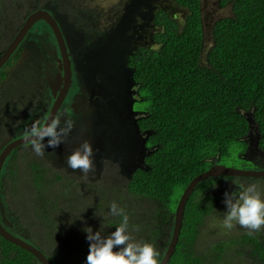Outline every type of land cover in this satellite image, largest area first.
Returning <instances> with one entry per match:
<instances>
[{"label": "trees", "instance_id": "trees-1", "mask_svg": "<svg viewBox=\"0 0 264 264\" xmlns=\"http://www.w3.org/2000/svg\"><path fill=\"white\" fill-rule=\"evenodd\" d=\"M175 2L187 11L185 21L180 23L164 9L159 10L154 17L155 24L161 27L154 36L159 48L140 47L128 61L142 101L149 103L138 120L140 132L148 134L146 146L150 153L145 157L146 166L137 168L120 190L111 186L109 192L100 195L103 182L92 184L82 179L77 183L45 159L31 155L29 149L6 162L16 165L18 161L31 160L25 162L20 173L31 180L33 207L22 205L26 191L23 185L16 184L11 190L10 206L30 235L25 239L53 264H84L88 253L80 246L86 243L81 238L82 223L89 217L92 228L93 223L100 225V216L114 200L129 215L130 229L140 226L134 235L159 250L160 263L186 187L210 169L215 159L228 157L233 143L240 142L242 155L246 153L248 144L244 139L251 132L246 112L253 114L264 147V0H219L221 6L231 7L232 14L214 23V42L205 60L203 0ZM29 3L30 0H0V51L17 35L30 10ZM14 54L4 67H11L18 53ZM2 69L0 131L7 132L16 125L10 118L23 115L30 104L19 90L26 87L30 92L34 81L31 76L26 81L21 75L19 85L9 80L2 86L8 78ZM6 145L0 148V154ZM6 165L0 176V193ZM235 179L248 178L221 176L196 186L186 204L179 242L168 264H264V232L249 235L248 230L236 233L234 228V233L202 246V228L208 219L220 221L226 210L223 201L227 188L216 191L212 184ZM177 190L180 194L175 198ZM29 212L32 221H28ZM71 219L75 223H69ZM109 219L112 226L106 228L112 232L120 218ZM4 225L19 235V231ZM0 264L42 263L0 235Z\"/></svg>", "mask_w": 264, "mask_h": 264}, {"label": "rangeland", "instance_id": "rangeland-1", "mask_svg": "<svg viewBox=\"0 0 264 264\" xmlns=\"http://www.w3.org/2000/svg\"><path fill=\"white\" fill-rule=\"evenodd\" d=\"M29 4H32L33 8L46 5L54 10L49 9L58 18L67 38L70 52L74 56L72 90H77V80L80 87L86 91L92 90L100 97L96 106L87 107L86 111L82 110L84 107L77 109L75 115L72 116L74 127L68 133L65 142L55 149L47 148L45 155L41 158L54 168H58L64 175H70L69 177L76 180L77 183L82 179L92 184L98 181L103 182L104 186L100 195H105L106 191L109 192L111 186L119 189L125 185L124 183L137 168L146 166L145 157L150 153V149L146 146L148 134L141 133L138 128V120L144 116V109L149 107V103L142 101L139 86L134 82L132 70L128 67L129 58L140 47L159 48V44L154 39L157 32L161 31V27L157 26L154 21L159 10L164 9L180 23L185 21L187 11L178 6L175 0H30ZM231 14V7L221 6L219 0H203L204 60L214 42L212 33L214 23L219 18ZM41 24L49 28L46 23L39 21L35 29L38 30ZM39 32L41 31L36 33ZM41 34H45V32ZM35 41L36 44L33 45ZM35 41L32 39L29 44L23 46L22 50L20 48L17 57L13 62L11 61L10 68V65H7L2 69V72L8 75L7 81L5 80L2 86L9 80L19 85L23 76L26 81L31 76L34 78L33 86H36L34 89L38 90L37 80L44 85L43 89H47L45 88L44 59L41 58V55L39 59L33 47L41 50L40 48H43L44 45L49 49L52 48V45H47V36L41 41L37 39ZM51 42L55 41L51 40ZM54 45L56 46V44ZM3 51H0V57ZM21 75L22 77H20ZM34 89L29 92L25 87L24 90H19V94L24 93L25 98L28 97L31 100L33 94L31 91ZM24 104L27 106L25 102ZM68 108L67 102L66 109ZM246 115L251 123V132L244 139L248 144L246 153L242 155L241 143L235 142L231 146V154L228 157L214 160L217 164L237 169L260 170L263 168L258 163L264 161V151L258 147L260 138L258 128L253 114L246 112ZM32 118L34 117L32 116ZM62 124H65L64 127H66V123L62 122ZM19 126L16 129L15 125V129H10L7 132L0 131V148L6 143L7 138L16 136ZM60 127H62L61 124ZM47 139L45 138V143ZM85 140L90 141L94 149V165L87 176H83L79 169L73 170L66 165L67 156ZM29 148L31 150V147ZM30 154L35 155L32 150ZM30 161L25 160L22 163L18 161L19 163L16 165L11 161L7 165L5 176L8 178L4 177L3 190L0 193V217L9 228L19 231L18 234L23 238L30 235L23 228L17 213L12 210L10 201H12L11 190L15 188L14 185H23L26 193L23 196L25 201L21 200L22 205L26 207L28 204L32 209L31 180L28 178L29 176L20 173L25 162L29 163ZM20 164L21 166L18 167ZM16 180L20 182L16 183ZM241 181L264 185L263 180L256 182L253 178ZM7 182L10 184L9 187L5 184ZM220 182L214 187V190L223 191L226 188L229 192L235 190L236 186L231 181ZM179 194L180 192L177 190L175 198ZM28 216H30L28 221H32L33 215L29 212ZM82 224L81 238L86 241L83 243L86 245L81 244L80 246L83 247L84 252L88 253L89 241H87L83 229L85 226H90L89 217H86V223ZM99 228L100 225L93 223L94 231ZM238 230L247 231L239 226L235 227L236 233L239 232ZM235 231L222 229L219 219H208L201 232L202 246H207L221 236ZM110 232L106 227L103 228L104 235H108Z\"/></svg>", "mask_w": 264, "mask_h": 264}, {"label": "clouds", "instance_id": "clouds-1", "mask_svg": "<svg viewBox=\"0 0 264 264\" xmlns=\"http://www.w3.org/2000/svg\"><path fill=\"white\" fill-rule=\"evenodd\" d=\"M65 111L71 113L70 108ZM60 122V116L57 115L45 121L34 122L25 132L28 144L36 156L43 157L47 148L55 149L65 142L74 122L65 121L66 127L63 128L60 127ZM46 137L48 139L45 143ZM66 165L73 170L79 169L83 176H87L94 165L91 142L85 140L72 151L66 158ZM231 182L236 187L235 190L224 193L226 210L220 218L221 228L231 231L239 226L247 229L249 235L264 232V185L239 179ZM212 185L216 186L215 183ZM100 217L102 220L98 230L94 231L91 226L83 229L89 241V252L84 264H159V250L153 243L134 235V232H139L140 226L135 225L130 229V217L123 206L114 200L108 206V211ZM110 217H119L120 222L114 231L104 235L103 228L112 226ZM69 223H75V220L71 219Z\"/></svg>", "mask_w": 264, "mask_h": 264}, {"label": "water", "instance_id": "water-1", "mask_svg": "<svg viewBox=\"0 0 264 264\" xmlns=\"http://www.w3.org/2000/svg\"><path fill=\"white\" fill-rule=\"evenodd\" d=\"M39 21H44L52 29L54 36L57 40L59 51L61 54V57L59 58V62L61 63L60 68L64 69V75L62 76V74L60 73L58 75L57 82L53 86L54 94L56 96V101L47 118L49 119L51 117L57 116V113L60 107L62 106L69 92V89L71 88L73 83V63H72L73 61H72L71 53L69 52L68 49V44L58 20L49 11L40 9L31 13L27 17L20 31L17 33L13 41L8 45V47L2 53L0 57V70L10 60L11 56L15 53L17 48L23 42L30 29ZM25 144H28V141L26 137L23 136L12 141L8 145H6V147L2 150L0 154V176L3 166L9 155L12 153V151L18 148L19 146ZM221 176H237L242 178H264V169H260V170L237 169V168L226 167L220 164H214L210 169L196 176L186 187L179 200L175 212L174 228H173L171 240L166 250V253L159 264H168L176 250L183 227L186 204L191 194L195 190L196 186L200 182L206 179L216 178ZM0 235L5 240L33 254L42 264H53L52 261L47 257V255L43 253L40 249H38L35 245L28 242L25 238L9 231L4 225V221H2L1 217H0Z\"/></svg>", "mask_w": 264, "mask_h": 264}, {"label": "flooded vegetation", "instance_id": "flooded-vegetation-1", "mask_svg": "<svg viewBox=\"0 0 264 264\" xmlns=\"http://www.w3.org/2000/svg\"><path fill=\"white\" fill-rule=\"evenodd\" d=\"M29 9L30 10H28L27 13L24 16V18H25L24 21L22 20L23 21L22 26L24 25L27 17L31 13H33V12H35L37 10H40V9H44V10L49 11L58 20V18L52 12L54 10L49 8V7H47L46 5L45 6L44 5L39 6V8H33L31 6ZM49 9H51L52 11H50ZM58 22H59V20H58ZM38 23L39 22H37L30 29V31L28 32V34L26 35L25 39L20 44V46L17 48L15 53H17L20 50V48L22 50L24 48L23 46H25L26 44H29V42L32 39L34 41H35V39L41 41V39L44 38L45 36L48 37V42H46V43H48L47 45H49V44L52 45V48L49 49V47L46 46V45H44L43 48H40L41 50H39V48H37V47H33V48H35V53H37L39 59H40V55H41V58L43 57V59H44V64H45V68H46L45 69V71H46V74H45V88H47V89L46 90L43 89L44 85L37 80V82H38V90L34 89L36 86L32 85L33 88H31V90L34 89L33 90L34 92L31 91L33 94L31 95V100L29 99L30 100V104L24 110V114L21 115V116H18L19 114L18 115H14V116H12V118L9 117L11 119V121L16 123V129H17V127L19 125L20 126L18 128L16 136H11V137L6 139L7 145L9 143H11L12 141L16 140V139L25 136V132L28 129H30V127L32 126V124L34 122L47 120V118H48V116H49V114H50V112L52 110V107H53V105H54V103L56 101V96L54 94L53 86L57 82L58 75L60 73L62 74V76L64 75V69L60 68L61 63L59 62V58L61 57V54H60V51H59L57 40L54 37L53 31H52V29H50L48 24H47V26L49 28H47L43 24H41V27H39L38 30H36L35 26ZM59 24H60V22H59ZM20 29H19V31H20ZM45 29H48V30H45ZM61 29H62V27H61ZM39 30L41 32L36 33ZM43 32H45L46 35L45 34H41ZM64 35H65V33H64ZM65 38H66V36H65ZM51 40H54L55 42L53 43V42H51ZM66 41H67V38H66ZM35 44H36V41H35V43L33 45H35ZM54 44H56V46ZM68 49H69V46H68ZM69 52H70V49H69ZM71 57H72V61H73V57H74L73 53L71 54ZM72 63H73V66H74V62H72ZM73 79H74V67H73ZM76 84H77V90H72L73 89V85H74V81H73L72 86L69 89V92H68V94H67V96H66V98H65V100H64V102L62 104V106L60 107V109H59V111L57 113V115L60 116V121H61L60 124L62 125V128L65 125V124H62V122L65 123V121H67V120L73 121V117L72 116L75 115V113L77 112L78 108L84 107V108H82V110L86 111L87 107H90L92 105L96 106L97 103L100 100V97L98 96V94L96 92H94L92 90L86 91V89H83L82 87H80L79 82H77V80H76ZM58 94H59V92H58ZM24 96H25V94H24ZM67 102H68V107L71 109V113L70 114L67 111H65ZM85 102H87L86 105H85ZM37 104H38V106H37ZM36 106H37V109L34 111V108H36ZM24 107H25V105H24ZM32 116L34 118H32ZM258 144H259V146H258L259 149L264 151V147L261 146L260 138H259ZM5 147L6 146H4V148ZM29 147H30L29 144H25V145L19 146L18 148L14 149L12 151V153L9 155L7 160H9V159L11 160V158H13V156L16 153L17 154H21V151L24 152L26 149H30ZM7 160H6V162H7ZM6 162H5L4 166L6 164L8 165V163H6ZM258 163L261 165V167H263L262 169H264V161L263 162H258ZM4 166H3V168H4Z\"/></svg>", "mask_w": 264, "mask_h": 264}]
</instances>
